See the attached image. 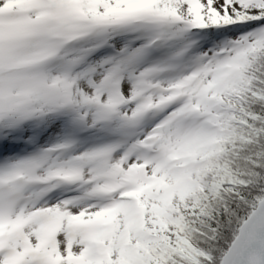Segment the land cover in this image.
<instances>
[{"label":"snow or ice","instance_id":"snow-or-ice-1","mask_svg":"<svg viewBox=\"0 0 264 264\" xmlns=\"http://www.w3.org/2000/svg\"><path fill=\"white\" fill-rule=\"evenodd\" d=\"M0 264H264V0H0Z\"/></svg>","mask_w":264,"mask_h":264}]
</instances>
